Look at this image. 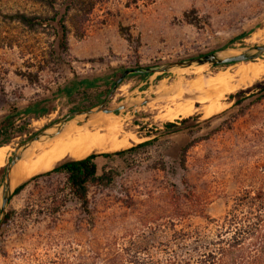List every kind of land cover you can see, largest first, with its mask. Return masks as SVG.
Wrapping results in <instances>:
<instances>
[{"label": "rangeland", "instance_id": "rangeland-1", "mask_svg": "<svg viewBox=\"0 0 264 264\" xmlns=\"http://www.w3.org/2000/svg\"><path fill=\"white\" fill-rule=\"evenodd\" d=\"M75 1L57 0L60 13L70 7L63 51L50 28L43 34L22 32L20 47L6 48L10 29L3 16L11 6L42 15L45 10L29 0H0V124L12 118L10 139L1 146L5 155L0 194L4 166L17 145L73 111H95L123 71L264 45V0H84L81 5ZM90 3L95 5L84 18ZM84 53L94 57L81 59ZM259 64L264 66V55L228 66L129 75L104 107L121 108L109 115L120 117L124 133L128 129L136 139L120 151L149 145L123 158L95 160L97 176L108 173L111 182L89 191L93 225L70 201L63 175L34 178L43 174L39 173L12 185L11 191L27 182L5 208V216L15 212V218L0 231V264H48V257L59 263L71 256L87 264L92 246L100 252L98 264H105L113 254H123L129 247L133 251V237L146 230V221L167 217L170 200L181 194L193 201L204 199L205 214L221 218L238 185L264 181V91L230 98L264 84V68L260 78L234 90L212 80ZM81 82L94 87H82ZM188 104L191 112L181 114ZM87 118L72 121L85 125ZM101 119L105 118L92 120ZM184 119L188 121L177 124L178 131L165 132L166 123ZM183 184L191 193L182 191ZM59 200L66 201L60 208L55 204ZM190 222L197 225L200 220L192 217Z\"/></svg>", "mask_w": 264, "mask_h": 264}, {"label": "trees", "instance_id": "trees-1", "mask_svg": "<svg viewBox=\"0 0 264 264\" xmlns=\"http://www.w3.org/2000/svg\"><path fill=\"white\" fill-rule=\"evenodd\" d=\"M33 5H38L45 13L26 12L23 9L10 7L3 16L10 29L5 38V47L18 48L21 44L20 33L36 35L45 33L47 28L54 32L57 47L66 50L68 29L65 24L66 12L70 7L60 13L57 0H29ZM84 0H76L82 4ZM95 3H90L83 11L86 18L93 9ZM74 6V5H73ZM74 8V7H72ZM228 66V65H227ZM148 76V75H133ZM85 88L94 87V83L81 82ZM257 90L264 91V84L257 83L254 86L239 91L230 98L243 96L245 92ZM238 102V101H237ZM236 102V103H237ZM184 119L178 123H166L165 132L178 131L177 124H184ZM12 118L8 116L0 124V147L7 143L11 136ZM149 145L142 143L124 151L112 154H90L81 160L64 161L53 169L34 178L49 177L51 175H63L67 182L70 201L78 205L87 213L90 224L93 225V217L89 210V191L95 186H108L111 178L108 173L102 176L96 174L95 160L98 157L112 159L123 158L135 153L138 149ZM184 155V151L181 152ZM27 185L23 182L12 192L11 196L19 194ZM238 191L231 198V204L227 205L224 215L219 219H212L205 214L207 203L204 199L193 201L186 194H181L169 202V215L163 219L156 217L145 223V231L133 237V251L116 253L104 260L105 264H264V181L258 184L238 185ZM182 191L191 193V187L183 184ZM66 201L59 200L57 207L64 206ZM200 220L197 225H192L191 218ZM15 212L7 213L0 226V231L14 222ZM161 220V222L159 221ZM152 226H149V224ZM95 246L89 248L88 263L98 264L101 256ZM85 261V260H84ZM48 264H80L79 257L71 256L62 258L59 263L48 257ZM85 264V263H83Z\"/></svg>", "mask_w": 264, "mask_h": 264}, {"label": "bare ground", "instance_id": "bare-ground-1", "mask_svg": "<svg viewBox=\"0 0 264 264\" xmlns=\"http://www.w3.org/2000/svg\"><path fill=\"white\" fill-rule=\"evenodd\" d=\"M262 27H264V24ZM237 53L238 52L234 50L227 49L221 52L220 55L222 57H226L230 55H235ZM263 68L264 66L262 64H259L256 67L253 66L252 69L243 67L237 73H235L234 76L217 77L216 79L212 80V82L215 85L225 90L233 89L235 87L239 88V86H243L245 83H248L254 79H257L261 74H263ZM236 78H239L240 80H236ZM234 81L235 82L238 81V84L236 86H233L231 84V82H234ZM194 85H198V84L196 83ZM171 97L173 96L171 95ZM164 101H165V98H164ZM221 105L223 104L221 103ZM155 107H158V106H155ZM185 107L186 109L183 112H181V114H189L191 112L190 111L191 104L185 105ZM204 109L202 110L204 111ZM199 112L201 113V111ZM205 113L208 114L209 111H205ZM95 117H98V118L100 117V118H105V119L92 120ZM86 121H89V122H87L85 125H83L82 124L83 122L79 119L70 121L66 125L61 127L58 132L56 133L50 132L48 136L41 137L37 142H34L29 147H27L22 153L21 160L10 173V176H9L10 186L17 184V182L25 178L33 177V175L48 172L51 169H53L55 166H57L58 164L64 161L81 160L93 153H112L115 151L126 149L128 147L129 142L132 143L136 140L133 137V135L127 133L128 129H127V132L124 133L122 119L118 116L95 114L93 116H90ZM4 155H5V148L1 147L0 148V167L3 163Z\"/></svg>", "mask_w": 264, "mask_h": 264}, {"label": "water", "instance_id": "water-1", "mask_svg": "<svg viewBox=\"0 0 264 264\" xmlns=\"http://www.w3.org/2000/svg\"><path fill=\"white\" fill-rule=\"evenodd\" d=\"M223 51H215V52L202 55L200 57H196V58H192V59H188L184 61L169 62V63L156 66V67L136 68V69L125 70L120 74L119 78L113 83L106 98L96 107L95 111L94 109L73 111L69 115L58 120L56 123L36 133L34 136L30 137L27 141L17 145V147H15L14 149L12 156L10 157L9 161L5 164L4 169H3V180H2L1 194H0V199H1L0 226L5 218L6 205L8 201L10 200L12 192H13L11 191V186H10V181H9L10 173L13 170L14 166L21 160L23 151L27 147H29L32 143L37 142L41 137L48 136L50 132H54V133L58 132L61 127L66 125L68 122L72 121V119L75 117L85 115V116H88L89 118L94 113H99V112L109 115V114H115L117 110H121V108L119 107L116 109H108V108H105L104 106L106 105L107 101L111 98V96L114 94L117 87L129 75L167 74L174 70L188 69L190 67H201L205 65L224 66V65H231V64L254 61L264 55V45L252 47L244 51L238 52L235 55H230L226 57H222L220 55V53Z\"/></svg>", "mask_w": 264, "mask_h": 264}, {"label": "crops", "instance_id": "crops-1", "mask_svg": "<svg viewBox=\"0 0 264 264\" xmlns=\"http://www.w3.org/2000/svg\"><path fill=\"white\" fill-rule=\"evenodd\" d=\"M84 54L85 55L81 59H84V58L89 59V58H93L94 57L93 55H88V53H84Z\"/></svg>", "mask_w": 264, "mask_h": 264}]
</instances>
